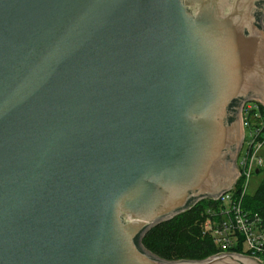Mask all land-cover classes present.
I'll use <instances>...</instances> for the list:
<instances>
[{"label":"water","instance_id":"1","mask_svg":"<svg viewBox=\"0 0 264 264\" xmlns=\"http://www.w3.org/2000/svg\"><path fill=\"white\" fill-rule=\"evenodd\" d=\"M252 100L264 0H0V264H264L142 243L237 183Z\"/></svg>","mask_w":264,"mask_h":264},{"label":"built area","instance_id":"2","mask_svg":"<svg viewBox=\"0 0 264 264\" xmlns=\"http://www.w3.org/2000/svg\"><path fill=\"white\" fill-rule=\"evenodd\" d=\"M241 118L244 141L237 158L240 176L232 189L199 201H206L201 210V232L212 238L220 252L240 248V253L264 262V215L244 204L252 175L264 166V106L254 100L245 102Z\"/></svg>","mask_w":264,"mask_h":264},{"label":"trees","instance_id":"3","mask_svg":"<svg viewBox=\"0 0 264 264\" xmlns=\"http://www.w3.org/2000/svg\"><path fill=\"white\" fill-rule=\"evenodd\" d=\"M244 201L247 208L264 215V179L257 191L249 193ZM205 203L199 202L188 211L154 226L142 238L143 245L168 260L202 259L219 253L212 238L201 232V210Z\"/></svg>","mask_w":264,"mask_h":264},{"label":"rangeland","instance_id":"4","mask_svg":"<svg viewBox=\"0 0 264 264\" xmlns=\"http://www.w3.org/2000/svg\"><path fill=\"white\" fill-rule=\"evenodd\" d=\"M264 155V149H263ZM264 179V166L262 167V171L260 173H254L249 181L248 192L255 193L257 189L260 187L262 181Z\"/></svg>","mask_w":264,"mask_h":264}]
</instances>
